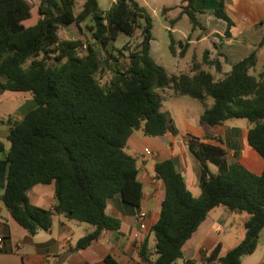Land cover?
I'll return each instance as SVG.
<instances>
[{"label": "trees", "instance_id": "trees-1", "mask_svg": "<svg viewBox=\"0 0 264 264\" xmlns=\"http://www.w3.org/2000/svg\"><path fill=\"white\" fill-rule=\"evenodd\" d=\"M218 1L214 15L227 22L229 37L233 22L225 10L228 0ZM31 2L0 0V94L27 93L36 104L10 130V147L0 161V200L30 235L49 231L54 215L93 226L71 250L75 252L106 232L120 231V220L106 212L108 200L121 195L124 203L139 207L143 196L138 160L127 152L129 138L137 131L158 138L172 128L157 90L169 88L203 104L211 98L213 105L201 116L210 126L248 120V145L264 162V70L252 74L256 53L218 80L204 69L208 65L219 70L217 60L194 61L189 73L169 75L151 56L154 22L136 0H116L107 12L98 0H85L78 12L76 0ZM181 5L192 30L202 29L195 0H181ZM88 18L92 42L60 38L62 28ZM120 35L136 38L134 48L114 46ZM178 43L183 55L188 43ZM174 48L171 40L170 50ZM105 69L112 73L110 79L103 78ZM188 147L201 165V193L192 196L173 161L156 165V178L165 185L159 219L151 230L157 258L149 260L147 240L140 256L148 264L183 259L184 245L209 213L224 208L248 216L244 238L221 257L218 245L204 264H242L244 256L256 251L264 229V168L254 174L238 161L229 163L223 148L198 140L192 139ZM209 164L217 167L216 174ZM50 184L55 185L54 208L31 205L28 192ZM106 262L119 264L109 255Z\"/></svg>", "mask_w": 264, "mask_h": 264}, {"label": "crops", "instance_id": "crops-1", "mask_svg": "<svg viewBox=\"0 0 264 264\" xmlns=\"http://www.w3.org/2000/svg\"><path fill=\"white\" fill-rule=\"evenodd\" d=\"M136 1L148 10L153 22L157 19L160 33L168 32L170 43L171 40L175 42L174 51L170 50V43L166 47L163 44H156L154 26L151 56L166 71L167 66L174 63V70L177 73L167 71L169 75L189 73L194 61L204 63L217 60L219 70L208 65L204 66V69L218 80L252 53L257 55L256 71H252V74L264 70V64L258 68L261 57L264 59V46H261L264 38V0L227 1L225 10L233 22L229 37L225 34L227 22L214 15L219 5L218 0H195L196 7L200 10L198 20L203 27L196 30H192L188 18L182 15L181 0ZM115 2L116 0H98L102 12H107ZM160 15L163 20L159 21ZM185 40L188 47L182 55V47L178 42ZM200 47L203 50L201 57ZM166 51L175 59L189 56L184 72L179 69L178 60L172 62L167 58ZM159 95L162 99L161 110L165 103L170 105L171 113L168 109L164 113L171 119L172 128L158 138L142 137L139 131L134 132L129 138L127 152L129 153V149L132 150L133 153L129 154L138 160L137 177L143 186V196L139 207L127 205L121 195L108 200L106 212L120 220V231L106 232L86 249L72 252L78 240L94 230L93 226L89 227L86 223L67 219L64 215H54L49 231H39L36 235H30L12 218L0 200V238H6V246L0 250V264H108L106 262L108 255L119 264H148L140 256L141 246L146 240L147 256L154 262L157 256L155 237L151 230L159 219L162 202L165 199V185L162 180L156 178L155 168L163 161H173L187 189L194 198H198L201 193V165L188 147L192 139L219 146L225 150L229 163L238 161L250 172L257 175L262 173L263 159L247 142V135L252 127L250 122L239 126L237 122H231L233 120L231 119L220 125L210 126L203 122L201 116L206 107L213 105L211 98L206 99L205 104L196 99L194 100L197 102L192 103L185 98L188 96L175 95L169 88L159 90ZM35 107L33 98L27 93L5 91L0 94V144L4 145V151L0 152V161L5 159L9 150L8 136L14 123L22 120ZM216 127L222 129L217 130ZM212 166L214 165L209 164V169L216 174L218 169L214 170ZM28 199L31 205L52 210L56 204L55 185L35 186L28 192ZM217 209L219 208L209 213L192 238L186 242L183 247V259L177 260L174 264H185L187 260L204 264L218 245H221L219 255L221 257L242 241L248 217L241 218L243 237L239 238L236 235L232 240L229 237L230 227L236 219L232 216L233 213L224 208H221L222 212ZM141 211L146 213L142 226L136 219ZM263 231L264 229L259 237ZM135 232L141 235V239L134 238ZM262 246L264 248V242Z\"/></svg>", "mask_w": 264, "mask_h": 264}, {"label": "rangeland", "instance_id": "rangeland-1", "mask_svg": "<svg viewBox=\"0 0 264 264\" xmlns=\"http://www.w3.org/2000/svg\"><path fill=\"white\" fill-rule=\"evenodd\" d=\"M30 1V4H32V0H28ZM84 1L85 0H76V7H75V11L78 12L83 4H84ZM159 21L160 20H163L162 16L160 15L159 16ZM93 25L92 21L88 18L84 23H82L81 25H76V24H73L69 27H66V28H62L59 35H60V38L61 39H69V40H77V39H81L83 40V42L85 43H90L92 42L93 38H92V34L89 30V27H91ZM154 26H155V30H154V36L157 38V43L156 44H163V46L166 47V45H169L170 43V38H169V34L168 32L164 31L162 33H160V29H159V22L157 21V19L154 20ZM153 26V28H154ZM176 37H180L179 35H175ZM136 42H137V39L136 38H129L128 36L126 35H120L118 40L116 41V43L114 44V46H116L117 48H123V47H127L128 50H131L134 48V46L136 45ZM109 49L111 50V48L109 47ZM200 51L201 53L199 54V56L201 57L202 56V47H200ZM167 58L169 60H171L172 62H176V60H178L180 63H179V69H181V72H184L185 71V66H186V61H188L190 58L189 56H186L184 58H179V59H175L171 53L167 52ZM106 53L102 52V54L100 55L102 58H105L106 57ZM264 64V59H262L261 57V61L259 63V67L258 68H261L262 65ZM175 69V66H174V63L173 65L170 63L169 67L167 66V71H169L170 73H172L173 71L176 72ZM177 73V72H176ZM112 73L108 70V69H105V72L103 74V78L104 79H110ZM97 78H99V75H97ZM103 79V80H104ZM158 94H159V90H157ZM187 100H190L192 103L193 102H197L196 100L190 98V97H185ZM199 103V102H198ZM169 110L170 113H171V108H170V105L168 104H164V107H163V110L162 112L166 111V110ZM175 113V112H174ZM231 122H237V124H239V126H242V124H249V121L246 120V119H233L231 120ZM242 122V123H241ZM217 130H221L222 127H216ZM129 153H133L132 150H128ZM214 170H217V167L216 166H212ZM219 212H222L223 209L219 208L217 209ZM232 216H234V218L236 219V221L234 222L233 226L230 227V233H229V237L234 240L236 237V235L239 236V238H242L243 237V231H244V228L241 224L242 222V219L241 218H247L248 216L246 214L244 215H237V214H232ZM86 226H89L91 227V225L87 224L86 223ZM137 235V236H136ZM134 238L135 239H141V235L138 233V232H135L134 233ZM259 246L257 248V250L251 254V255H247V256H244L243 258V261H242V264H262V255H263V252H264V248H263V242H264V231L262 233V236L259 237ZM138 243V248L140 247L139 246V242Z\"/></svg>", "mask_w": 264, "mask_h": 264}, {"label": "built area", "instance_id": "built-area-1", "mask_svg": "<svg viewBox=\"0 0 264 264\" xmlns=\"http://www.w3.org/2000/svg\"><path fill=\"white\" fill-rule=\"evenodd\" d=\"M136 219H137V223L142 226L144 224V222H145V219H146V213L144 211H141L137 215V218ZM3 248H4V239L3 238H0V250H2Z\"/></svg>", "mask_w": 264, "mask_h": 264}]
</instances>
